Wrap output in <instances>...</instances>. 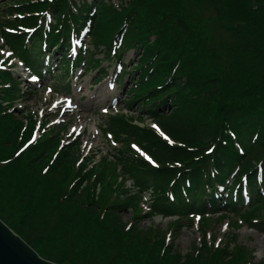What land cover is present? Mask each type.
Here are the masks:
<instances>
[{
	"label": "trees",
	"instance_id": "1",
	"mask_svg": "<svg viewBox=\"0 0 264 264\" xmlns=\"http://www.w3.org/2000/svg\"><path fill=\"white\" fill-rule=\"evenodd\" d=\"M81 32L93 51L80 48L77 66L98 68L96 54L121 63L122 53L142 51L133 66H122L120 82L123 86L131 77L126 104L146 112L161 133L140 126L139 116H110L105 131L120 145L117 154L100 151L92 166L98 167L88 173V164H78V155L63 150L42 174L49 162L41 160L60 139L44 123L36 145L25 157L12 158L13 151L3 144L8 132L22 125L15 126L8 112L21 88L12 72L0 69L1 193L26 209V224L12 222L2 208L0 218L41 257L57 264H252L244 252L224 248L211 253L206 245L180 263L159 231L139 225L149 215L178 216L172 225L179 231L185 221H193L191 214L224 221L240 213L238 220L264 234V0H129L117 6L110 0H0V40L39 73L44 52L55 48L54 60H61L55 75H70V38ZM113 173L118 177L111 183ZM244 176L249 200L242 195ZM126 178L134 181L135 190ZM117 189L126 200L108 196ZM146 190L153 195L149 203ZM142 203L148 206L145 213ZM132 207L133 225L119 216ZM53 231L64 238V256L39 247ZM83 248L92 250L79 258Z\"/></svg>",
	"mask_w": 264,
	"mask_h": 264
},
{
	"label": "rangeland",
	"instance_id": "2",
	"mask_svg": "<svg viewBox=\"0 0 264 264\" xmlns=\"http://www.w3.org/2000/svg\"><path fill=\"white\" fill-rule=\"evenodd\" d=\"M79 2L94 3L100 0H75ZM115 3V6L126 3L129 0H110ZM175 15V13H173ZM16 15H14L15 17ZM91 43H88L86 49L93 51ZM54 49H52L53 51ZM0 54L7 58L11 52L6 47L2 46L0 42ZM142 51L129 50L122 53V64L127 69L129 66H133L134 63L141 57ZM76 55L75 51L71 52L72 58ZM13 57V56H12ZM11 61H6L5 65H1L2 57L0 56V66L9 67L10 72L17 80H21L19 86L21 87L20 98L21 100H15L12 102L8 112L15 116V126L21 123L16 133H12L13 129L8 132L7 140L4 141L3 146L6 144L13 151L12 158H19L27 150L34 147L43 135L42 125L46 123V128L49 130V134H58L60 142L57 144L54 152L45 154V157L41 162H49L42 169V174H46V170L51 167L54 161H56L59 153L63 150H69L74 155L79 156L77 159L78 164H88L85 171L88 173L93 169V165L99 161V152L103 154H117L115 151L120 148V145L114 144L112 138L107 135L105 129L106 124L110 116L115 114H127L129 117L139 116L137 123L140 126H151L156 127L152 122L147 113L140 112V108L136 106L128 107L126 102L131 98V94L128 93L130 85L132 84L131 77L127 76L125 83L120 84L115 80L117 73L118 62L105 61V58L101 54H96L101 65L98 68H88L83 65L81 68H75L73 74L69 73L53 76H47L46 78L39 79L38 82H30L24 75V66L16 58ZM59 58V57H58ZM58 62V61H57ZM38 63V62H37ZM56 62H54L55 64ZM1 67V68H3ZM38 68L35 66L31 70L37 73ZM103 73H107L100 82L98 79L103 76ZM54 74V72H53ZM60 76V77H59ZM70 76V78H69ZM67 84H70V88H67ZM54 91L52 90V88ZM121 85V86H120ZM57 92V93H54ZM65 96L64 97H61ZM3 102L0 97V103ZM7 106L6 103H2ZM171 109H167L166 112L170 113ZM140 117L144 118L143 121ZM41 125V127H39ZM135 153L144 156V152L141 149H137L133 145ZM21 157H25L22 155ZM20 157V158H21ZM47 159V160H46ZM81 159V160H80ZM79 168V165H77ZM85 167V166H84ZM83 167V168H84ZM98 165L93 169V171ZM115 168V164H113ZM112 170V168H111ZM111 170L109 172H111ZM108 172V173H109ZM118 177L116 173H113V178L110 181L114 182L115 178ZM126 184L135 190L134 181L130 178H126ZM118 182V181H117ZM132 183V184H131ZM131 185V186H130ZM134 185V186H133ZM3 191V186L0 187V193ZM99 191V190H98ZM123 191V190H122ZM119 189L116 190L115 194H108L112 200L121 199L126 200L127 195H121L123 192ZM13 189H11V193ZM10 193V194H11ZM145 201H152V194L150 190H146ZM46 196L55 198L53 195ZM119 196V198L117 197ZM10 200L12 196L7 199L4 194L0 196V208L3 209V215L10 218L12 222L19 224H26L24 214L26 213L25 208L16 207ZM48 200V199H46ZM143 212H147V205L142 203ZM21 208V209H20ZM37 209V206L34 210ZM134 208L120 212L119 216L121 219L130 223L134 218ZM240 214V213H239ZM239 214L233 216L230 220L218 221L217 216L209 217L206 220H197L194 217L193 221H185V225L176 231V226L172 225L174 217L163 219L161 216H147L145 220L140 222V229H154L159 231L161 237H163L165 246L173 245L170 253L172 255L178 254V261L180 263L185 260L188 261L190 252L192 250L204 248L206 245L210 249L211 253H214L217 249L227 248L229 252L234 251L244 252L246 258L249 255L252 264H257L264 260V245L260 244V240L264 239V234L256 229H251L247 223L238 220ZM29 215H26V218ZM264 218V213L261 215ZM238 220V221H235ZM135 221V220H134ZM256 219H253L255 222ZM237 222V223H235ZM134 222L131 224L133 225ZM29 224V223H28ZM240 224H242L240 226ZM144 241V240H143ZM137 242L133 243V246ZM64 238L61 237L57 231H53L50 237L45 238L41 241L39 247L41 250H55L61 255L66 254L63 251ZM139 247V246H138ZM92 248H83V252L80 253L79 258H82L83 254L88 255ZM71 259L76 261L75 256ZM235 259V258H234ZM233 260V259H231ZM237 261H242L241 257L236 258ZM238 264V263H237Z\"/></svg>",
	"mask_w": 264,
	"mask_h": 264
},
{
	"label": "water",
	"instance_id": "3",
	"mask_svg": "<svg viewBox=\"0 0 264 264\" xmlns=\"http://www.w3.org/2000/svg\"><path fill=\"white\" fill-rule=\"evenodd\" d=\"M0 264H57L41 257L0 218Z\"/></svg>",
	"mask_w": 264,
	"mask_h": 264
},
{
	"label": "bare ground",
	"instance_id": "4",
	"mask_svg": "<svg viewBox=\"0 0 264 264\" xmlns=\"http://www.w3.org/2000/svg\"><path fill=\"white\" fill-rule=\"evenodd\" d=\"M259 242L262 246L264 245V239H261Z\"/></svg>",
	"mask_w": 264,
	"mask_h": 264
},
{
	"label": "snow or ice",
	"instance_id": "5",
	"mask_svg": "<svg viewBox=\"0 0 264 264\" xmlns=\"http://www.w3.org/2000/svg\"><path fill=\"white\" fill-rule=\"evenodd\" d=\"M171 142V141H170Z\"/></svg>",
	"mask_w": 264,
	"mask_h": 264
}]
</instances>
